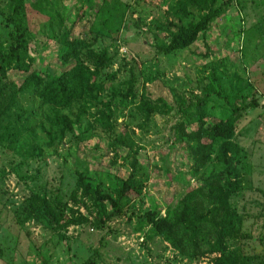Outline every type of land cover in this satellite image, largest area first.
<instances>
[{"label":"rangeland","instance_id":"374dc122","mask_svg":"<svg viewBox=\"0 0 264 264\" xmlns=\"http://www.w3.org/2000/svg\"><path fill=\"white\" fill-rule=\"evenodd\" d=\"M24 1L28 12L41 7L33 20L27 17L29 24L11 12L12 0H0V43L10 42L12 13L32 32L33 70H65L59 36L69 32L72 39H95L99 50H118L100 74L110 95L125 94L136 79L139 95L172 105L176 98L188 104L205 98L211 125L240 114L232 138L240 150L239 165L227 175L215 163L234 189L232 206L240 216L224 246L225 264H264V0H217L215 7L223 13L207 34L172 54L161 51L170 38L157 28L168 9L166 0H42L36 6L34 0ZM8 77L5 123L12 120L18 137L11 144L0 141V264H214L222 257L193 260L151 236L149 227L137 230L147 211L156 207L165 215L170 201L198 186L186 145L174 131L177 108L156 115L142 130L128 122L131 103L124 108L119 99L113 101L109 127L98 113L108 114L102 106L81 105V131L56 145L57 154L52 149L40 154L30 144L44 147L42 133L33 130L45 109L32 89L20 90L28 73L12 70ZM120 133L134 140L149 180L134 182L126 215L103 225L96 202L77 184L76 171L88 169L93 189L102 180L104 192L117 185V177L126 178L132 157L116 145ZM39 206L58 215L57 226L36 216Z\"/></svg>","mask_w":264,"mask_h":264},{"label":"trees","instance_id":"16d2710c","mask_svg":"<svg viewBox=\"0 0 264 264\" xmlns=\"http://www.w3.org/2000/svg\"><path fill=\"white\" fill-rule=\"evenodd\" d=\"M41 1L34 0L32 5L36 6ZM216 1L166 0L168 9L164 12V21L158 19L157 28L167 31L170 41L160 48L161 51L172 54L190 48L207 34L214 20L223 13L221 7H215ZM10 7L23 23L27 22V17L33 20L32 13H38L41 8L28 12L24 0H12ZM12 13L7 20L10 42L6 45L0 43V141L11 144L18 137L12 120L5 123L9 107L3 103L8 74L12 70L28 73L20 90L32 89L33 98L45 109L43 115L37 116L41 123L33 130L34 135L38 130L42 133L44 147L30 144L40 154L46 149H52L57 154L56 145L62 144L68 134L81 131L84 110L81 105L87 108L102 106L108 114L102 110L98 113L104 118L103 125L109 127L113 101L119 99L124 108L131 103L134 108L128 114V122L142 130L156 115H165L177 108L179 122L174 131L179 142L186 145L192 162V174L197 178L198 186L170 201L166 205L165 215L160 214L156 207L147 211L138 220L137 230L143 232L149 227L151 236L161 237L182 256L193 260L221 253L222 257L214 264H225L224 246L240 225V216L232 206L234 189L228 184V179L219 174L215 163L221 165L227 175L239 165L240 150L232 138L240 114L220 119L211 125L205 98L189 104L186 99L176 98L177 102L172 105L163 98L153 99L147 93L139 95L136 79L128 83L125 94L110 95L107 80L101 79L100 74L111 64L118 50L113 54L107 48L99 50L94 47L95 39H72L69 32L59 36L62 45L59 56L65 70L59 74L48 68L41 69V72L33 70L30 56L33 35L26 26L29 22L16 23ZM74 108L79 109L78 112ZM86 131L87 128L81 132V137ZM115 143L129 150L132 172L126 178L117 177V185L108 192L101 190L102 180L93 189L87 176L88 169L76 171V182L96 202L103 225L126 215L134 182L141 177L149 180L147 170L137 157L131 136L120 133ZM35 214L49 226L55 227L60 221L58 215L42 206L35 209Z\"/></svg>","mask_w":264,"mask_h":264}]
</instances>
